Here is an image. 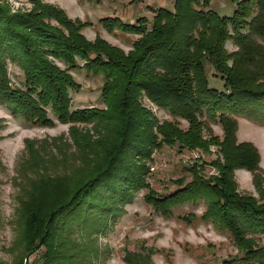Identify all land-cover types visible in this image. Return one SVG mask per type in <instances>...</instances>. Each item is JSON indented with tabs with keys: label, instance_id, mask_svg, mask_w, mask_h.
Masks as SVG:
<instances>
[{
	"label": "trees",
	"instance_id": "obj_1",
	"mask_svg": "<svg viewBox=\"0 0 264 264\" xmlns=\"http://www.w3.org/2000/svg\"><path fill=\"white\" fill-rule=\"evenodd\" d=\"M28 1L31 12L11 14L0 0V102L26 122L50 123V111L62 124L113 116L117 129L115 141L86 169L82 182L71 186L52 180L57 183L43 186L41 179L33 184L34 192L21 203L23 250L17 264H28L33 255L38 257L31 264H77L79 254L95 255L94 248L79 249L69 226L117 216L116 204L128 203L142 185L144 159L156 146L157 135L165 144L187 149L213 142L202 140L203 117L218 122L223 131L224 163L217 166L222 177L211 184L192 171L184 191L163 200L149 196V204L169 216L175 205L205 198L208 210L202 217L230 232L248 253L246 261L264 264V248L251 251L253 241L244 238L248 233H264V194L258 189V202L252 196H240L233 180L236 170L255 173L260 160L253 145L237 143V123L232 118L264 124V0H233L236 7L230 17L205 10L206 2L197 9L200 1L174 0L173 11L154 12L150 30L144 18L136 24L99 20L108 32L139 36L126 55L97 37L86 41L79 34L83 25L69 21L57 8L40 0ZM227 41L234 51L226 50ZM76 60L84 64L78 66ZM7 61L22 71V88L9 86ZM207 65L211 76L222 80L223 90L209 87ZM75 67L101 75L100 96L106 112L68 109V91L77 87L68 72ZM141 95L171 116L186 119L188 129L157 123L140 103ZM82 226L79 231L85 229ZM85 233L90 236L89 231ZM124 262L142 264L137 255H124Z\"/></svg>",
	"mask_w": 264,
	"mask_h": 264
},
{
	"label": "rangeland",
	"instance_id": "obj_2",
	"mask_svg": "<svg viewBox=\"0 0 264 264\" xmlns=\"http://www.w3.org/2000/svg\"><path fill=\"white\" fill-rule=\"evenodd\" d=\"M2 1L11 14L28 13L33 9L28 0ZM40 1L57 8L69 21L83 25L79 34L86 41L93 42L97 37L120 49L124 55L131 50L132 41L139 36L117 30L108 32L102 28L99 20L115 18L136 24L144 18L147 20L146 28L150 30L155 11L174 9V0ZM197 1H200L197 9H203L202 5L206 2L205 10H212L220 17H230L236 7L233 0ZM225 48L228 52L235 50L230 41L225 43ZM76 63L78 66L84 64L79 60ZM57 66L63 68L59 62ZM207 70L209 87L223 90L222 80L211 76L209 65ZM6 71L9 86L12 89L22 88L23 73L18 66L7 61ZM68 73L77 85L75 90L68 91V109L78 111L93 108L97 112H106L107 105L100 96L103 84L101 75H92L81 67H75ZM140 103L150 111L157 123H175L181 130L188 129L186 119L171 116L146 96L141 95ZM47 117L50 123L26 122L13 115L11 107L0 102V264H17L21 257V203L34 192L33 184L37 185L41 179L44 180L43 186L50 182L71 186L76 181L82 182L87 177L86 169L99 161L115 141L117 127L113 116H98L87 123L74 124H62L50 111ZM232 118L237 123V143L253 145L260 160L255 173L245 170L233 172L235 191L243 197L252 196L258 202V189L264 194V124L243 117ZM200 121L203 122L202 140L213 142H208L204 148L187 149L165 144L157 135L156 146L151 147L148 157L144 159L142 185L132 192L128 203L116 204L119 210L117 216L102 218L99 223L69 226V232L74 234L72 239L79 244V249L94 248L96 251L95 255L88 252L79 254L77 264H126L124 255H137L142 264H259L246 261L248 253L235 242L230 232L202 217L208 210L205 198L177 204L168 211L169 216L149 204V196L163 200L165 196L184 191L192 181V171L198 175L197 178L211 184L220 178L217 166L224 163L220 146L223 140L221 125L206 117ZM59 194L62 195L63 191ZM79 226L85 229L79 231ZM88 231L89 237L85 233ZM244 238L253 241L251 251L264 248V233H248ZM151 249L155 252L152 253ZM34 257L38 256H31L27 263L31 264Z\"/></svg>",
	"mask_w": 264,
	"mask_h": 264
}]
</instances>
